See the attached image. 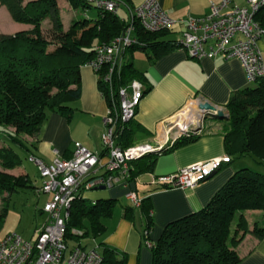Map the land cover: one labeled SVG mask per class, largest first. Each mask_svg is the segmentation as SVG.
Listing matches in <instances>:
<instances>
[{"label": "trees", "instance_id": "16d2710c", "mask_svg": "<svg viewBox=\"0 0 264 264\" xmlns=\"http://www.w3.org/2000/svg\"><path fill=\"white\" fill-rule=\"evenodd\" d=\"M74 7H94L84 0H68ZM16 22L30 24L31 28L14 33L0 32V134H5L19 147L31 151L22 134L38 137L48 111L69 116V103L80 97V67L94 57L95 47L119 35L128 21L117 14L97 9V15L76 16L67 29L62 26L57 0H0ZM254 20L264 31V0L254 13ZM49 24L44 27L43 21ZM168 30L150 32L135 26L138 43L129 47L146 52L150 61L168 50L179 47L175 39H164ZM143 72L135 69L127 60L117 75L116 85L142 78ZM98 87L102 82L97 78ZM228 118L222 122L225 133L226 164L247 157L252 162L243 163L211 197L206 205L169 221L157 240H152V213L147 198H140L142 242L149 240L150 264H238L240 258L235 246L241 237L236 230L250 231L258 237L264 234L259 223L247 228L248 210L264 209V76L253 86L233 92L226 103ZM13 127V131L8 130ZM141 127L131 119L117 133L122 147L133 144V136ZM199 133L181 135L173 145L193 139ZM31 155H35L30 153ZM29 154V155H30ZM28 155V156H29ZM155 154L148 152L131 162L130 176L134 179L153 167ZM147 157V160H143ZM21 158L14 150L0 145V167H20ZM22 187H33L29 175L18 177L0 172V230L5 200ZM114 198L97 197L93 200L77 197L73 200L70 215L65 221V241L68 245L80 242V238L100 235L105 231L102 221L112 213ZM42 209V208H41ZM124 216L133 218V207L123 206ZM82 231L72 233V229ZM147 231L146 234L143 231ZM1 236V235H0ZM80 245L82 243L80 242ZM100 264H126V253L117 248L98 243Z\"/></svg>", "mask_w": 264, "mask_h": 264}, {"label": "crops", "instance_id": "0c3cea01", "mask_svg": "<svg viewBox=\"0 0 264 264\" xmlns=\"http://www.w3.org/2000/svg\"><path fill=\"white\" fill-rule=\"evenodd\" d=\"M119 1L121 4L117 15L124 21H128L130 17L128 7L143 2V0ZM219 1L158 0L162 9L175 19L185 18L188 15L203 17L210 11V2ZM232 1L237 5L247 4V0L240 2L241 4ZM57 2L61 18H63L61 3L72 13V17H68L70 22L78 16L75 11L78 7H74L68 0H57ZM19 26L23 27V25ZM182 29V23L177 22L162 37L167 40L175 39ZM258 47L264 64V35L258 39ZM127 60L131 61L135 69L143 72L139 81L143 84L144 91L133 118L141 130L135 132L133 144L149 143L157 148L165 146L160 152H151L155 154L152 169L140 173L131 182V188L135 190L137 196L147 198L149 201L153 218L150 237L155 241L169 221L206 205L239 165L252 162L247 157L236 159L218 169L212 177L199 181L192 188H160L153 184L155 177L172 174L195 162H206L228 155L224 138L226 131L218 127V120H212L215 123L212 130L202 132L191 140L173 146L169 140L170 127L166 122L176 117L186 104L195 102L198 98L210 102L218 109L228 111L226 103L231 94L253 86L254 82L246 79L240 62L235 58L224 59L221 56L192 58L180 47L166 51L154 61H150L146 52L130 48L126 53ZM69 105L72 109L68 117L55 111L47 112L38 137H34L32 142L28 141L29 144L32 143L28 155L32 153L50 162L54 157L53 150H57L59 156L69 157L75 141H79L93 152L102 153L101 134L104 130L103 116L106 102L100 96L97 78L88 68L80 67V97L71 101ZM147 159L145 157L143 160ZM18 169L21 173H25L21 168ZM106 188L108 190L99 193L96 198L110 197L120 204L114 205L111 215L102 219L105 225V232L100 236L102 243L124 251L127 257L126 264H150V249L142 242L143 226L139 207L132 206L126 200L125 188L121 184L107 185ZM43 194H45V202L49 195ZM124 205L133 207L132 219L124 216ZM38 210L43 222L46 213L41 208ZM245 213L246 219L257 216L258 224L264 225V209L248 210ZM251 227L252 225L249 230ZM92 241L96 239L92 238ZM94 245L98 243L94 242L91 246ZM83 246L87 247L86 244ZM235 250L240 258L238 264H264V234L258 237L250 231L246 232L235 246Z\"/></svg>", "mask_w": 264, "mask_h": 264}, {"label": "built area", "instance_id": "2783aa9c", "mask_svg": "<svg viewBox=\"0 0 264 264\" xmlns=\"http://www.w3.org/2000/svg\"><path fill=\"white\" fill-rule=\"evenodd\" d=\"M84 1L112 14H117L121 4L119 0ZM262 1L247 0L246 5H237L232 0L210 2V11L203 17L188 15L181 19L170 17L158 0H143L128 7L130 17L123 31L110 41L98 44L94 57L84 64L96 72V78L103 86L99 88L100 96L106 102L101 134L103 151L93 152L75 141L69 157L59 156L57 150H53L54 157L50 162L36 155L28 156L41 177L37 191L49 195L41 209L46 217L29 239L16 232L0 236V264H100L97 245L87 248L80 242L68 245L65 241V221L70 215L73 200L83 196L85 190L121 184L125 188L126 200L132 206H140L141 199L131 188V162L157 147L149 143L122 147L118 143V130L134 118L144 86L136 79L122 85H116L115 81L126 62L127 50L138 43L135 26L157 32L170 30L180 22L183 29L175 43L190 57L235 58L240 62L246 79L255 82L264 76L263 58L258 47V39L264 31L253 17ZM201 101L204 100L198 98L194 103L197 105ZM182 114L176 118L175 125L186 132H171V143L181 135L199 133L204 125L203 115L197 107H188ZM226 160L227 156H223L195 162L172 174L155 177L153 184L160 188H192ZM146 232L143 231L144 234ZM81 233L77 230V234ZM145 245L151 247L152 243L146 240Z\"/></svg>", "mask_w": 264, "mask_h": 264}, {"label": "rangeland", "instance_id": "374dc122", "mask_svg": "<svg viewBox=\"0 0 264 264\" xmlns=\"http://www.w3.org/2000/svg\"><path fill=\"white\" fill-rule=\"evenodd\" d=\"M26 1V0H24ZM236 2H243L244 0H235ZM246 1V0H245ZM247 3V1H246ZM241 4V3H240ZM243 4V3H242ZM61 11H62V26L64 29H67L70 25V20L69 18L72 17L71 11H67L66 9L68 7H65L63 3H61ZM75 11L78 13L80 17H83V15H87L89 17H94L97 14V10L94 7L86 8L83 10L81 7H78L75 9ZM69 17V18H68ZM44 27L48 26L49 24V19L46 18L43 22ZM26 23H21V22H16L14 21L8 10L4 5H0V32L1 33H14L19 30L23 29H28L31 28V25H24ZM19 25H23V27H20ZM17 30V31H16ZM82 68H88L89 70L92 71L94 74V77H96V72L88 66H81ZM188 107H191L192 109H196L197 105L194 102H189L186 104V106L183 108L187 109ZM180 110L177 114L176 117L182 116V111ZM226 114L228 111L222 110ZM208 119V120H207ZM210 116H207L203 118L204 125L201 129L200 132H205L208 130H212L213 127L215 126L214 122L212 121ZM215 120V119H214ZM218 127L222 128V122H218ZM8 130H14L13 127H8ZM21 139L32 142L34 136H28V135H20ZM4 144L5 146L10 147L12 150H14L16 153H18V156L21 158V165L19 168H21L25 173L29 175L30 182L32 185H36L37 187L40 186L41 183V177H39V174L37 172L36 165L31 162L28 159V151L26 149H23L19 147L15 142L11 141L8 137L5 136V134L1 133L0 134V144ZM0 172H4L6 174L12 175L14 177L20 176L21 171L18 169V167H14L12 169H3L0 167ZM34 190L36 188L33 187H22L18 190L16 193H12L9 195V197L5 200V207L7 209L5 210L4 215L1 217V230H0V235L4 234L6 232H16L20 234L23 238L29 239L33 236L34 231L36 227L41 223L42 217L39 214V208H42L45 200V194L43 193H36ZM108 188L106 189H97L94 188L92 190H85L83 191V197L87 198L89 200H93L96 198V196L101 193V192H106ZM3 196H6V193L4 195H0V207H1V199ZM120 204L119 201H115L114 205ZM1 210V208H0ZM259 211V210H258ZM248 212V211H245ZM258 217H249L246 219L247 222V228L250 229V226L258 224ZM251 227V229H252ZM78 229H72V233H77ZM105 232V231H104ZM103 232V233H104ZM246 233V232H245ZM242 230H236L235 232V238L241 237L243 234ZM100 235H97L94 237L96 239V243L102 242V238ZM82 244H86L87 247L91 246L94 242L92 241L91 236L85 237V238H80ZM151 252V251H150Z\"/></svg>", "mask_w": 264, "mask_h": 264}, {"label": "water", "instance_id": "95a60500", "mask_svg": "<svg viewBox=\"0 0 264 264\" xmlns=\"http://www.w3.org/2000/svg\"><path fill=\"white\" fill-rule=\"evenodd\" d=\"M197 108L201 111L202 117L205 118L207 116H210L212 119L216 120H223L227 119L228 115L222 111L221 109L216 108L213 104L207 101H201L197 103ZM176 118H172L166 122V124L170 127V132L179 131L180 133H185L186 131L184 129H181L175 125ZM165 146H160L153 150L152 152H160L162 149H164ZM216 170L212 171L208 176L205 178H210L215 174ZM106 186H99L97 189H105Z\"/></svg>", "mask_w": 264, "mask_h": 264}, {"label": "flooded vegetation", "instance_id": "af4514ba", "mask_svg": "<svg viewBox=\"0 0 264 264\" xmlns=\"http://www.w3.org/2000/svg\"><path fill=\"white\" fill-rule=\"evenodd\" d=\"M208 120V119H207Z\"/></svg>", "mask_w": 264, "mask_h": 264}]
</instances>
